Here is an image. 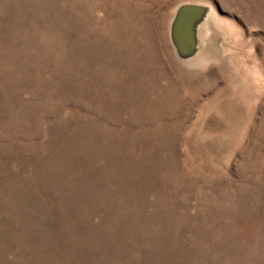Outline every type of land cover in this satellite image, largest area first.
I'll use <instances>...</instances> for the list:
<instances>
[{"label": "rangeland", "instance_id": "rangeland-1", "mask_svg": "<svg viewBox=\"0 0 264 264\" xmlns=\"http://www.w3.org/2000/svg\"><path fill=\"white\" fill-rule=\"evenodd\" d=\"M0 264H264V0H0Z\"/></svg>", "mask_w": 264, "mask_h": 264}, {"label": "water", "instance_id": "water-1", "mask_svg": "<svg viewBox=\"0 0 264 264\" xmlns=\"http://www.w3.org/2000/svg\"><path fill=\"white\" fill-rule=\"evenodd\" d=\"M203 8L197 6L183 7L174 23L173 39L179 52L190 54L195 47L194 26L203 13Z\"/></svg>", "mask_w": 264, "mask_h": 264}]
</instances>
